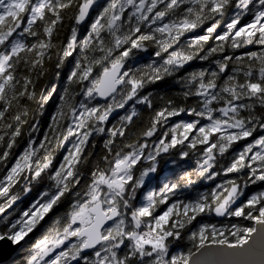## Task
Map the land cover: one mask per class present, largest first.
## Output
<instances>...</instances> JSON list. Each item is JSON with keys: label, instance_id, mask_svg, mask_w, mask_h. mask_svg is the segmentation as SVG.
Wrapping results in <instances>:
<instances>
[{"label": "snow or ice", "instance_id": "snow-or-ice-1", "mask_svg": "<svg viewBox=\"0 0 264 264\" xmlns=\"http://www.w3.org/2000/svg\"><path fill=\"white\" fill-rule=\"evenodd\" d=\"M5 240L11 264H264V0H0Z\"/></svg>", "mask_w": 264, "mask_h": 264}, {"label": "water", "instance_id": "water-1", "mask_svg": "<svg viewBox=\"0 0 264 264\" xmlns=\"http://www.w3.org/2000/svg\"><path fill=\"white\" fill-rule=\"evenodd\" d=\"M22 244V242H20ZM19 252V244L11 246L7 240L0 241V264H5L11 261Z\"/></svg>", "mask_w": 264, "mask_h": 264}, {"label": "trees", "instance_id": "trees-1", "mask_svg": "<svg viewBox=\"0 0 264 264\" xmlns=\"http://www.w3.org/2000/svg\"><path fill=\"white\" fill-rule=\"evenodd\" d=\"M29 235H30V236H29L28 238L26 237L25 239H32L31 234H29ZM22 243H23V242H22ZM14 258H18V254H17ZM14 258H13V259H14ZM13 259H12V260H13ZM12 260H11V261H12ZM11 261H9L8 263H5V264H11Z\"/></svg>", "mask_w": 264, "mask_h": 264}, {"label": "rangeland", "instance_id": "rangeland-1", "mask_svg": "<svg viewBox=\"0 0 264 264\" xmlns=\"http://www.w3.org/2000/svg\"><path fill=\"white\" fill-rule=\"evenodd\" d=\"M21 242H23V241H21Z\"/></svg>", "mask_w": 264, "mask_h": 264}]
</instances>
